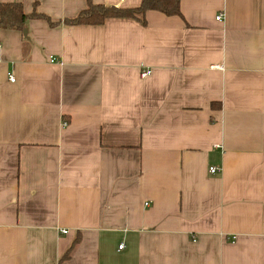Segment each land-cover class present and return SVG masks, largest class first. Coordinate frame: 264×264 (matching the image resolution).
I'll use <instances>...</instances> for the list:
<instances>
[{"label":"crops","instance_id":"obj_1","mask_svg":"<svg viewBox=\"0 0 264 264\" xmlns=\"http://www.w3.org/2000/svg\"><path fill=\"white\" fill-rule=\"evenodd\" d=\"M86 6L0 29V264H264V0Z\"/></svg>","mask_w":264,"mask_h":264},{"label":"trees","instance_id":"obj_2","mask_svg":"<svg viewBox=\"0 0 264 264\" xmlns=\"http://www.w3.org/2000/svg\"><path fill=\"white\" fill-rule=\"evenodd\" d=\"M36 6L37 0L33 3L32 11L26 13L19 2H0V29H14L22 32L29 19H44L51 26L60 23L49 15L38 12ZM147 10H155L166 15H180L179 0H141L140 4L134 7L107 6L87 0L85 9L62 21L73 25H99L108 18H132L144 24ZM70 248L63 254L62 259L68 257Z\"/></svg>","mask_w":264,"mask_h":264},{"label":"built area","instance_id":"obj_3","mask_svg":"<svg viewBox=\"0 0 264 264\" xmlns=\"http://www.w3.org/2000/svg\"><path fill=\"white\" fill-rule=\"evenodd\" d=\"M221 18H222V14L221 13L218 14L217 16H215L216 20H221ZM149 72H150L149 70H144V71L141 72V76H146L147 74H149ZM9 78H10L11 81H14V77L12 75H10ZM209 171L211 173H215L217 171V167L211 166V167H209ZM62 232L66 233L67 230H62ZM121 247H122V245L119 246V248H121Z\"/></svg>","mask_w":264,"mask_h":264},{"label":"water","instance_id":"obj_4","mask_svg":"<svg viewBox=\"0 0 264 264\" xmlns=\"http://www.w3.org/2000/svg\"><path fill=\"white\" fill-rule=\"evenodd\" d=\"M23 34L26 36V34H27V29L26 28L23 29Z\"/></svg>","mask_w":264,"mask_h":264}]
</instances>
